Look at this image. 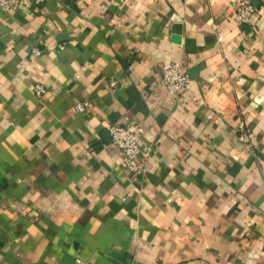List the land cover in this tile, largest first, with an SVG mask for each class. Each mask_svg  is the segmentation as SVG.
<instances>
[{
    "label": "crops",
    "instance_id": "1",
    "mask_svg": "<svg viewBox=\"0 0 264 264\" xmlns=\"http://www.w3.org/2000/svg\"><path fill=\"white\" fill-rule=\"evenodd\" d=\"M236 3L0 9V264H264V7L238 24ZM112 123L143 126V174Z\"/></svg>",
    "mask_w": 264,
    "mask_h": 264
},
{
    "label": "built area",
    "instance_id": "2",
    "mask_svg": "<svg viewBox=\"0 0 264 264\" xmlns=\"http://www.w3.org/2000/svg\"><path fill=\"white\" fill-rule=\"evenodd\" d=\"M236 7L231 12L232 17L238 24H251L254 20V14L259 7H264V0H236ZM24 5V0H0V9L9 10ZM160 82L166 90L182 97L189 90V74L187 67L180 61L172 62L163 66L160 73ZM110 88L118 85V81L111 77L107 82ZM34 90L37 95H41L45 88L42 84L36 83ZM89 103L86 100L78 101L75 108L83 110ZM112 142L123 152L122 163L128 171L135 175H141L145 171V162L142 156L147 153L141 148V138L144 131L142 125L138 123H112L108 126ZM239 142L245 145H251V137L245 123L239 125ZM76 264H89L88 262L77 260Z\"/></svg>",
    "mask_w": 264,
    "mask_h": 264
},
{
    "label": "water",
    "instance_id": "3",
    "mask_svg": "<svg viewBox=\"0 0 264 264\" xmlns=\"http://www.w3.org/2000/svg\"><path fill=\"white\" fill-rule=\"evenodd\" d=\"M257 2V1H256Z\"/></svg>",
    "mask_w": 264,
    "mask_h": 264
}]
</instances>
